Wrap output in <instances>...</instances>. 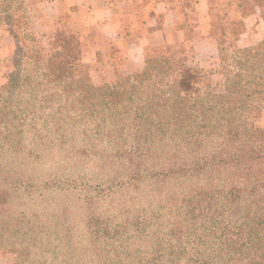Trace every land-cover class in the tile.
Masks as SVG:
<instances>
[{"label": "trees", "instance_id": "obj_1", "mask_svg": "<svg viewBox=\"0 0 264 264\" xmlns=\"http://www.w3.org/2000/svg\"><path fill=\"white\" fill-rule=\"evenodd\" d=\"M237 7L243 18L262 0ZM29 10L0 0V27L25 43L0 85V251L16 264H264V39L219 47L216 84L165 47L95 84L67 16L43 53ZM193 23H179L186 40Z\"/></svg>", "mask_w": 264, "mask_h": 264}, {"label": "crops", "instance_id": "obj_2", "mask_svg": "<svg viewBox=\"0 0 264 264\" xmlns=\"http://www.w3.org/2000/svg\"><path fill=\"white\" fill-rule=\"evenodd\" d=\"M182 0H43L47 16L66 15L67 29L79 36L82 58L109 56L123 50L121 71L131 73L144 66L149 47H175L188 52L200 67L219 52L216 36L211 34L212 0H194L182 8ZM226 1V0H222ZM184 16L194 22L192 38L186 40L179 26ZM243 30L235 44L244 47L264 39V17L259 11L243 19ZM243 35L247 36L244 43ZM14 37L0 27V85L10 67L9 54Z\"/></svg>", "mask_w": 264, "mask_h": 264}, {"label": "rangeland", "instance_id": "obj_3", "mask_svg": "<svg viewBox=\"0 0 264 264\" xmlns=\"http://www.w3.org/2000/svg\"><path fill=\"white\" fill-rule=\"evenodd\" d=\"M43 0H25L26 7H28L30 14V24H27L29 29L33 31L37 38L39 39V46L43 53H46L48 50V36L55 33L57 29L62 27V23L64 20V15L57 16H47L45 7L41 4ZM240 0H212V4L210 5V12L212 14L211 21V31L215 34L219 47L223 51V55H227L230 53L231 49L234 47L236 37V32L241 29L243 26L241 24V20L257 11L264 16V0H262V8H256L254 11L245 16L241 17V9L237 7V3ZM246 1V0H245ZM249 1V0H248ZM21 12H17L15 15L19 16ZM58 19H61L62 22H59ZM66 22V21H65ZM4 26V25H3ZM2 26V27H3ZM6 28V27H4ZM44 35V36H43ZM241 38L244 39V43L247 42V36L243 35ZM25 43H21L16 39H13V50L9 54L10 67L7 68L8 72L3 73V81L1 84L5 82L4 76L11 72L13 69V55L14 53H21L25 51ZM81 47V45H80ZM166 51L173 56H186V63L192 66H198L195 61L190 57V54L185 50L182 51L180 49H176L175 47L166 48ZM219 52L207 60L202 67L203 71L207 74H210V79L213 83H218L221 80V60L219 57ZM123 50L118 48L114 53L109 56L103 55H94L92 61H84L85 66L87 67L90 79L95 84L102 83H110L116 80L117 74L125 73L121 71L122 63H123ZM128 74V73H126ZM172 76H175V73H172ZM254 124L257 127L264 129V105L261 107L259 114L256 116L254 120ZM0 264H16L15 262V254L11 252L0 251Z\"/></svg>", "mask_w": 264, "mask_h": 264}]
</instances>
